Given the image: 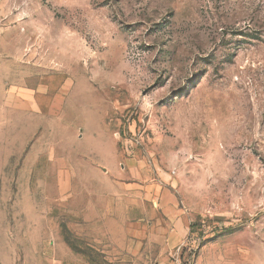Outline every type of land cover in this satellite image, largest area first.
<instances>
[{"label": "rangeland", "instance_id": "1", "mask_svg": "<svg viewBox=\"0 0 264 264\" xmlns=\"http://www.w3.org/2000/svg\"><path fill=\"white\" fill-rule=\"evenodd\" d=\"M0 264H264V0H0Z\"/></svg>", "mask_w": 264, "mask_h": 264}, {"label": "crops", "instance_id": "2", "mask_svg": "<svg viewBox=\"0 0 264 264\" xmlns=\"http://www.w3.org/2000/svg\"><path fill=\"white\" fill-rule=\"evenodd\" d=\"M117 186H122L121 181H117ZM122 191H118L117 197L112 199H139V201L142 203L143 199H150L151 203H154V212H146L143 213L139 211L136 215H134L133 219L135 220H148L154 218V225L151 227L150 224H146L143 226L142 224H139V228H141L146 235H149L152 233V230H154V233H152L153 242H154V255H158V252L161 250H167L171 246H173L177 234H175L174 231V224L173 222L169 224V220H174V214L170 211H163L159 212L157 209V202H159V199H175L171 194L167 193L165 189H161L158 182L154 181V184L144 186L142 184H135V185H128L125 187H121ZM124 190L128 191H135L133 197H127L123 198L121 197V194H123ZM132 202V201H131ZM136 202V201H135ZM168 202V201H167ZM166 202V203H167ZM156 203V204H155ZM160 216H163L162 219L166 221V224L160 225L158 224V219ZM143 227V228H142ZM151 229H150V228ZM120 233V232H119ZM119 233H116V235ZM151 235V234H150Z\"/></svg>", "mask_w": 264, "mask_h": 264}]
</instances>
